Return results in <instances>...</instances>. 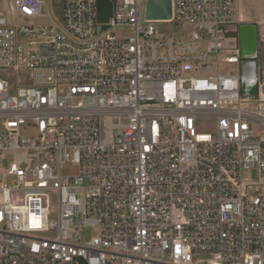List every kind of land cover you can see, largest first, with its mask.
<instances>
[{
  "label": "built area",
  "instance_id": "1",
  "mask_svg": "<svg viewBox=\"0 0 264 264\" xmlns=\"http://www.w3.org/2000/svg\"><path fill=\"white\" fill-rule=\"evenodd\" d=\"M108 1L103 22L99 0H0L48 20L0 11V69L32 77H0V264H264V67L246 96L238 0Z\"/></svg>",
  "mask_w": 264,
  "mask_h": 264
},
{
  "label": "rangeland",
  "instance_id": "2",
  "mask_svg": "<svg viewBox=\"0 0 264 264\" xmlns=\"http://www.w3.org/2000/svg\"><path fill=\"white\" fill-rule=\"evenodd\" d=\"M55 10L60 13V5L56 2L54 3ZM239 8L245 13L244 17L247 21H252L259 28V55H258V65L259 68L264 67V0H239ZM0 11L3 12L9 20H11L15 25L21 24H31V25H42L48 23L47 18L39 17L32 19L30 21L24 20V18L17 14L11 13L5 4H0ZM111 4L108 0H99L98 12L99 20L107 21L110 16ZM166 30L173 29V23H166ZM235 65L222 64L219 68L222 74H231L235 72ZM0 77H6L10 83V94L14 95L16 93L17 86L26 85L32 82L31 71L25 68H21L16 71L14 68H4L0 69ZM216 121L214 118L201 117L197 121V130L200 132H210L215 133ZM23 136L35 138L34 131L32 129L23 130ZM13 158L11 152H5L2 155V166L4 168L9 167ZM11 178L6 179L3 174H0V182L10 181ZM97 231L95 229H87L84 232L83 239L88 240L95 236Z\"/></svg>",
  "mask_w": 264,
  "mask_h": 264
},
{
  "label": "water",
  "instance_id": "3",
  "mask_svg": "<svg viewBox=\"0 0 264 264\" xmlns=\"http://www.w3.org/2000/svg\"><path fill=\"white\" fill-rule=\"evenodd\" d=\"M171 0H150L146 7L149 19H170ZM239 48L242 57V90L251 96L258 80V34L255 24L243 23L239 27Z\"/></svg>",
  "mask_w": 264,
  "mask_h": 264
},
{
  "label": "crops",
  "instance_id": "4",
  "mask_svg": "<svg viewBox=\"0 0 264 264\" xmlns=\"http://www.w3.org/2000/svg\"><path fill=\"white\" fill-rule=\"evenodd\" d=\"M237 9H238L239 17L242 18V22H241L242 24L243 23L254 24V22H252L251 20L250 21L245 20V17H244L245 13H243L242 9L239 8V0L237 2Z\"/></svg>",
  "mask_w": 264,
  "mask_h": 264
},
{
  "label": "flooded vegetation",
  "instance_id": "5",
  "mask_svg": "<svg viewBox=\"0 0 264 264\" xmlns=\"http://www.w3.org/2000/svg\"><path fill=\"white\" fill-rule=\"evenodd\" d=\"M240 27V25H239ZM239 27L237 28V44L239 45ZM258 27H257V34H258V55H259V32H258Z\"/></svg>",
  "mask_w": 264,
  "mask_h": 264
}]
</instances>
